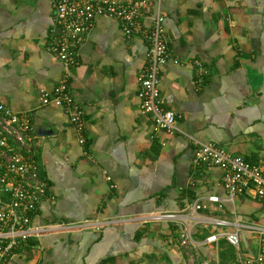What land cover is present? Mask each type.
Wrapping results in <instances>:
<instances>
[{
	"label": "crops",
	"instance_id": "1",
	"mask_svg": "<svg viewBox=\"0 0 264 264\" xmlns=\"http://www.w3.org/2000/svg\"><path fill=\"white\" fill-rule=\"evenodd\" d=\"M151 1L164 13L168 49L160 104L194 137L250 162L264 158V0ZM54 12L52 0H0V101L30 114L31 145L54 195L33 221L88 225L30 238L6 264H191L183 227L197 235L231 228L204 225V213L264 223V200L249 191L222 209L192 210L203 193L225 195L222 170L195 161L183 132L154 129L141 111L137 74L148 42L124 35L116 18L94 21L71 67L82 129L65 107L40 101V88L51 91L62 73L46 47L58 31ZM164 212L176 216H151ZM241 236L245 251L256 249L253 234ZM217 245L194 247L192 264H218Z\"/></svg>",
	"mask_w": 264,
	"mask_h": 264
},
{
	"label": "built area",
	"instance_id": "2",
	"mask_svg": "<svg viewBox=\"0 0 264 264\" xmlns=\"http://www.w3.org/2000/svg\"><path fill=\"white\" fill-rule=\"evenodd\" d=\"M55 9L54 22L58 31L47 42V49L60 62L62 73L51 91L40 88L39 99L43 104L63 106L69 121L80 131L83 126V107L70 89L71 67L77 61L79 46L94 21L100 16L118 20L124 35H140L148 42L146 61L137 74L138 96L141 111L148 114L154 129L183 132L194 144V159L199 163L216 165L222 170V186L225 195L203 193L193 201L192 210L214 211L223 208L224 201L233 202L235 197L249 191L264 200V158L250 162L213 141L201 140L183 131L177 125L174 110L160 104L159 73L168 57L163 36L164 13L151 0H52ZM150 17V23L145 19ZM32 122L30 114L17 110L0 101V264H6L30 238L64 229L86 226V221L76 225L69 222L36 223L33 214L45 197L53 199L49 182L40 172L39 163L31 145ZM82 140V138H81ZM110 179V175H106ZM113 185V184H111ZM158 219H173L174 212L151 215ZM200 221L204 225L230 226L220 228L198 238L191 227H183L179 243L194 263L193 248L217 243L225 238L235 249L237 264H264V223L229 221L212 218L205 213ZM254 235L255 250L242 247L241 231ZM201 264H215L203 259Z\"/></svg>",
	"mask_w": 264,
	"mask_h": 264
},
{
	"label": "trees",
	"instance_id": "3",
	"mask_svg": "<svg viewBox=\"0 0 264 264\" xmlns=\"http://www.w3.org/2000/svg\"><path fill=\"white\" fill-rule=\"evenodd\" d=\"M190 192L192 193V191H190ZM204 235H205V233L204 234L203 233H198V235L196 234V236L198 238H202V237H204ZM217 246L219 248L218 249L219 250L218 251V256H219V263L218 264H236L235 263L234 247L230 243H228L225 238H220L218 240V245Z\"/></svg>",
	"mask_w": 264,
	"mask_h": 264
}]
</instances>
